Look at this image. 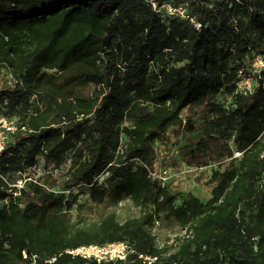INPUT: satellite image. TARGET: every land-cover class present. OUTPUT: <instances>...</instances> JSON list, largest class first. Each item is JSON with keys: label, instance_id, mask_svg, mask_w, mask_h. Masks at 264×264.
I'll return each mask as SVG.
<instances>
[{"label": "trees", "instance_id": "obj_1", "mask_svg": "<svg viewBox=\"0 0 264 264\" xmlns=\"http://www.w3.org/2000/svg\"><path fill=\"white\" fill-rule=\"evenodd\" d=\"M163 4L193 22L166 17ZM256 55L264 0H0V76L15 81L0 91V118L16 119L0 153V264H264V68L251 94L236 93ZM171 129L188 143L177 150L187 167L217 166L206 202L176 205L152 175L154 145ZM67 155L65 192L128 198L142 216L76 227L65 192L15 186ZM160 220L185 230L174 246H156L149 228ZM119 242L134 252L125 261L66 253Z\"/></svg>", "mask_w": 264, "mask_h": 264}, {"label": "rangeland", "instance_id": "obj_2", "mask_svg": "<svg viewBox=\"0 0 264 264\" xmlns=\"http://www.w3.org/2000/svg\"><path fill=\"white\" fill-rule=\"evenodd\" d=\"M13 82L10 79L9 73L3 71L0 76V91L2 89L11 88ZM90 92L89 91H86ZM90 95V93L88 94ZM186 114H183L184 118ZM4 132V127L0 126V132ZM164 141H158L154 145L155 162L152 175L159 180L160 186H163L171 194L177 195L176 205H179L182 200L189 196L198 198L202 202H206L210 197V187L205 184L209 175L213 170L217 169L214 164H209L201 168H189L180 161L178 156V148L188 144L185 138L177 135L176 129H171L166 134ZM10 139V137H9ZM127 142L125 137H122L121 144ZM239 155L234 153L231 159L224 160L221 171L230 168L234 164V158ZM69 155L64 157L63 162L58 167L44 168L42 161L36 167L32 168L22 178L16 182V187L20 188L24 178L27 180L38 181L40 184L52 187L56 194H61L64 191V182L67 177L69 167ZM66 210L70 218V222L76 227L94 229L100 220L109 214L114 215L116 221L122 223L126 220L139 218L143 214V208L137 206L128 198L116 201L110 196L105 199L102 204H94L88 198L85 187L78 185L72 190L65 192ZM149 232L154 239L158 248L164 246H174L177 244L176 239L185 234V230L173 221H157Z\"/></svg>", "mask_w": 264, "mask_h": 264}, {"label": "built area", "instance_id": "obj_3", "mask_svg": "<svg viewBox=\"0 0 264 264\" xmlns=\"http://www.w3.org/2000/svg\"><path fill=\"white\" fill-rule=\"evenodd\" d=\"M160 11L166 15V17H179L181 19H189L185 14V10L181 7H173L170 4H163ZM193 22L191 19H189ZM197 28L200 27L196 25ZM264 68V58L261 55H256L252 59L250 65V74L243 75L239 72V79L236 82V93L241 94L242 96L249 95L253 92L257 79L259 78L261 70ZM9 73L10 79L14 83L11 88L15 85L14 78L9 70H6ZM5 89V88H4ZM16 119L0 118V126L4 127V132H0V153L3 151L5 144L9 140V135L13 134L15 131ZM21 187V186H20ZM66 253L71 256H79L83 259H93L97 263L102 261H125L129 255H132L134 252L131 248L124 242L119 243H110L103 246L89 245L76 248L74 250H68ZM26 257V256H24ZM138 260L142 263L151 264L156 261V257H148L143 255L137 256Z\"/></svg>", "mask_w": 264, "mask_h": 264}]
</instances>
